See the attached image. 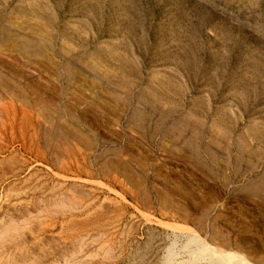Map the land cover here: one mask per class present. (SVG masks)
Wrapping results in <instances>:
<instances>
[{
	"label": "rangeland",
	"instance_id": "1",
	"mask_svg": "<svg viewBox=\"0 0 264 264\" xmlns=\"http://www.w3.org/2000/svg\"><path fill=\"white\" fill-rule=\"evenodd\" d=\"M166 225L264 264V0H0V264H212Z\"/></svg>",
	"mask_w": 264,
	"mask_h": 264
},
{
	"label": "bare ground",
	"instance_id": "2",
	"mask_svg": "<svg viewBox=\"0 0 264 264\" xmlns=\"http://www.w3.org/2000/svg\"><path fill=\"white\" fill-rule=\"evenodd\" d=\"M168 224V223H167ZM165 225V224H164ZM176 226V225H175ZM182 227V225L180 226ZM174 227L173 225H166L164 228L172 234L180 236L172 249H169V256L181 257L190 259L193 262L209 261L212 264H217L212 256L211 250L204 244L192 229ZM171 235V234H170ZM170 245V244H169ZM169 260V259H167ZM187 261V260H186ZM189 262V261H187ZM186 263V262H185ZM184 263V264H185ZM190 264V262H189ZM196 264V263H195Z\"/></svg>",
	"mask_w": 264,
	"mask_h": 264
}]
</instances>
